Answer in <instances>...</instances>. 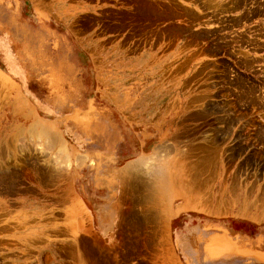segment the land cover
<instances>
[{
    "label": "rangeland",
    "instance_id": "374dc122",
    "mask_svg": "<svg viewBox=\"0 0 264 264\" xmlns=\"http://www.w3.org/2000/svg\"><path fill=\"white\" fill-rule=\"evenodd\" d=\"M0 264H264V0H0Z\"/></svg>",
    "mask_w": 264,
    "mask_h": 264
},
{
    "label": "crops",
    "instance_id": "0c3cea01",
    "mask_svg": "<svg viewBox=\"0 0 264 264\" xmlns=\"http://www.w3.org/2000/svg\"><path fill=\"white\" fill-rule=\"evenodd\" d=\"M91 150L89 152L95 157L97 151ZM95 169L85 177V180L78 183L71 205H77L80 200L81 203L78 204L85 206L93 216L94 233L109 240L119 231L122 222L126 219V209L123 207L125 202L122 199L126 167L119 169L109 167V170L102 168L100 173L97 168ZM197 226L200 230L196 238L199 239L202 237V230L200 225Z\"/></svg>",
    "mask_w": 264,
    "mask_h": 264
}]
</instances>
